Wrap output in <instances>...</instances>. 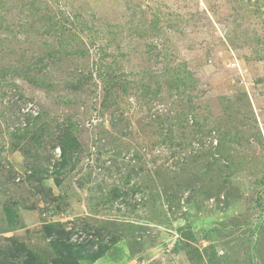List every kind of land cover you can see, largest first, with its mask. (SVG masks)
Masks as SVG:
<instances>
[{
	"label": "rangeland",
	"instance_id": "obj_1",
	"mask_svg": "<svg viewBox=\"0 0 264 264\" xmlns=\"http://www.w3.org/2000/svg\"><path fill=\"white\" fill-rule=\"evenodd\" d=\"M53 225L84 264H264V0H0V264Z\"/></svg>",
	"mask_w": 264,
	"mask_h": 264
},
{
	"label": "trees",
	"instance_id": "obj_2",
	"mask_svg": "<svg viewBox=\"0 0 264 264\" xmlns=\"http://www.w3.org/2000/svg\"><path fill=\"white\" fill-rule=\"evenodd\" d=\"M61 43V48L58 47H51L48 50V58L52 59L51 61L55 62L56 59L60 57V55L63 54V42ZM42 59H44L42 57ZM86 80H82L81 78L77 81L71 80V84L76 87H82L83 83H85ZM39 118V117H38ZM29 125V122H27L26 126ZM31 131V127L27 128V132ZM72 133L69 131H66L64 136L61 138L62 144V156L63 161H61L62 164L66 163L69 158V152L71 149H76L79 145V141H77V138L74 135H71ZM61 180L57 178V183H60ZM46 230L54 236L53 241L55 243V247L62 251L61 255L54 259L53 264H84L81 260H92L96 261L100 257H102L105 252L109 250V246H99L95 251L91 248V250L87 253L82 254V250L89 245V243H83L79 248H73L66 242L69 240L70 235L73 233V228H69L68 230H65V228H57L55 225L53 226H46ZM116 239L113 238L111 242H115ZM93 251V252H92ZM30 261V260H29ZM28 261V263H29ZM33 264L34 261H30L29 264Z\"/></svg>",
	"mask_w": 264,
	"mask_h": 264
}]
</instances>
